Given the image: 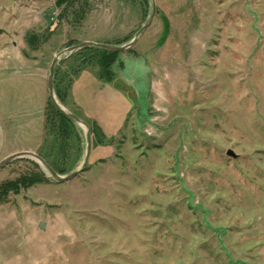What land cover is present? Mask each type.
<instances>
[{"label":"rangeland","instance_id":"rangeland-1","mask_svg":"<svg viewBox=\"0 0 264 264\" xmlns=\"http://www.w3.org/2000/svg\"><path fill=\"white\" fill-rule=\"evenodd\" d=\"M154 1L109 82L98 53L60 56L55 98L89 157L63 184L30 159L0 170V264H264V0ZM150 11L0 0V162L82 167L85 129L47 105L50 65L129 43Z\"/></svg>","mask_w":264,"mask_h":264},{"label":"water","instance_id":"water-1","mask_svg":"<svg viewBox=\"0 0 264 264\" xmlns=\"http://www.w3.org/2000/svg\"><path fill=\"white\" fill-rule=\"evenodd\" d=\"M150 7H151V11H150V15L148 17L147 22L145 23V25H143L141 27V29L136 33L134 38L129 43H127L123 46H112V45H108V44L83 42L79 45L70 47V48L66 49L65 51H63L58 57L53 59L51 65H50V68L48 71V97H49V99L59 109V111L63 115H65L67 118H69L71 121H73L78 126L83 127L85 129L86 149H85V157H84L82 167L80 169L73 170L68 175L60 176L37 154L31 153V152H20V153L13 154V155L5 158L3 161H1L0 162V170L3 169L7 164L12 162L13 160L25 158V159H30V160L35 161L38 165H40L48 173V175L51 179H53L55 182H57L59 184L67 183L81 173V171L83 170V168L87 162V159H88L89 153H90L91 142H90L89 129H88L87 124L84 121L79 119L73 113L65 110V108H63L58 103V101L56 100L55 94H54V86H53L54 85L55 68L58 65V63L61 61V59H60L61 55L67 54L66 58H68L69 56H71L75 52L80 51V50L85 49V48H95V49H100L103 51L115 52V53L125 52L128 49L132 48L138 42V40L141 38L142 34L149 28V26L152 22V19L155 15V11H156V5H155L154 0H150ZM227 155L230 157H233V158L235 157V155L233 154L232 151H228ZM39 229L44 230V223L39 224Z\"/></svg>","mask_w":264,"mask_h":264},{"label":"trees","instance_id":"trees-1","mask_svg":"<svg viewBox=\"0 0 264 264\" xmlns=\"http://www.w3.org/2000/svg\"><path fill=\"white\" fill-rule=\"evenodd\" d=\"M88 50L94 51V52H96V53L99 54V59L95 61L96 64L99 66V77H100V79H103V80L105 79V80H107V82H109L111 80V74L109 72V69H110L111 65L114 63V60H115L116 55L118 53L103 51V50L95 49V48H85V49H82V51H85V52H87ZM104 74L105 75L107 74L110 78L109 79H106L105 76H104ZM54 76H55V72H54ZM58 101L61 104H63L62 100H58ZM47 105H48V108L49 107L52 108L55 111V113L58 114L61 117V119L63 121H65L67 123H73V121H71L69 118H67L65 115H63L59 111V109L51 102L50 99L48 100V104ZM28 180L33 181L32 178H29ZM29 184H31V183H29ZM12 185H11V187H5V188H7V190H5V189L3 190L2 196H6V194L9 193L10 190H13V188L15 186L12 187Z\"/></svg>","mask_w":264,"mask_h":264}]
</instances>
